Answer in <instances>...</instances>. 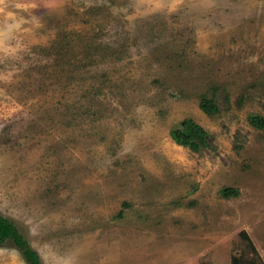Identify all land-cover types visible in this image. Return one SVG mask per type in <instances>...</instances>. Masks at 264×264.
I'll return each mask as SVG.
<instances>
[{
    "label": "rangeland",
    "instance_id": "374dc122",
    "mask_svg": "<svg viewBox=\"0 0 264 264\" xmlns=\"http://www.w3.org/2000/svg\"><path fill=\"white\" fill-rule=\"evenodd\" d=\"M0 215L41 264H264V0H0Z\"/></svg>",
    "mask_w": 264,
    "mask_h": 264
},
{
    "label": "trees",
    "instance_id": "16d2710c",
    "mask_svg": "<svg viewBox=\"0 0 264 264\" xmlns=\"http://www.w3.org/2000/svg\"><path fill=\"white\" fill-rule=\"evenodd\" d=\"M259 126L262 125L259 124ZM220 192L224 197H229L231 195H235L236 193L233 188L229 187L222 188ZM245 237L248 238L247 236ZM6 240L12 241L14 246L20 251L27 264H41L39 255L34 249L31 248L16 225L8 218L0 215V243ZM251 248L252 250H255L253 245L251 246ZM231 264H241V261L238 257H233Z\"/></svg>",
    "mask_w": 264,
    "mask_h": 264
},
{
    "label": "crops",
    "instance_id": "0c3cea01",
    "mask_svg": "<svg viewBox=\"0 0 264 264\" xmlns=\"http://www.w3.org/2000/svg\"><path fill=\"white\" fill-rule=\"evenodd\" d=\"M257 250V249H256ZM258 252V251H257Z\"/></svg>",
    "mask_w": 264,
    "mask_h": 264
}]
</instances>
